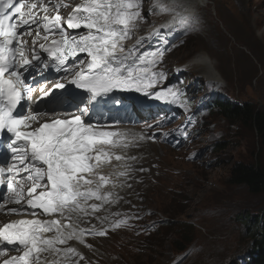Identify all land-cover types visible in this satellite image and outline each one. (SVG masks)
<instances>
[{"label": "snow or ice", "instance_id": "1", "mask_svg": "<svg viewBox=\"0 0 264 264\" xmlns=\"http://www.w3.org/2000/svg\"><path fill=\"white\" fill-rule=\"evenodd\" d=\"M53 4L56 12L48 15ZM67 6L64 0H0V138L7 148L0 160V187L5 190L0 210L25 217L0 227V255L4 245L22 253L3 264H39L46 252L62 253L65 258L79 255L74 248L57 245L74 238L83 242L86 233L103 235V231L64 223L72 221L73 213L87 214V201L103 204L113 196L102 191L109 177L98 170L110 162L107 146H117L110 138L123 133L105 130L103 117L93 115L97 106L109 97L120 104L112 96L118 91L144 93L162 101L176 96L171 88L150 91L165 78V73L153 70L163 53L136 55L137 45L152 34L131 48L123 43L143 19L141 0H82L64 17L59 9ZM33 25L36 33L29 45L23 37L33 34ZM39 40L45 43L37 47ZM49 69L59 78L47 91L41 88L40 100L48 98L42 109L32 99V82ZM68 85L82 94L69 91ZM64 108L75 109L76 114L62 118L57 109ZM48 112L53 115L42 122ZM9 204L16 206L6 209ZM102 204L90 207L95 212ZM39 214L61 219L41 220Z\"/></svg>", "mask_w": 264, "mask_h": 264}, {"label": "rangeland", "instance_id": "2", "mask_svg": "<svg viewBox=\"0 0 264 264\" xmlns=\"http://www.w3.org/2000/svg\"><path fill=\"white\" fill-rule=\"evenodd\" d=\"M195 3L205 28L172 54V63L188 59L206 72L194 60L209 55L225 99L264 108V0ZM217 110L207 118L203 138L186 145V158L166 148L155 151L145 186L116 208L113 223L124 221L113 228L119 232L101 242H110L112 254L94 257L93 264H243L250 238L241 216L253 212L264 219V192L231 184V172L237 163L264 166V144L251 125L229 121ZM201 112L211 113L210 106ZM182 228L193 240L177 252Z\"/></svg>", "mask_w": 264, "mask_h": 264}, {"label": "trees", "instance_id": "3", "mask_svg": "<svg viewBox=\"0 0 264 264\" xmlns=\"http://www.w3.org/2000/svg\"><path fill=\"white\" fill-rule=\"evenodd\" d=\"M221 114L232 122H241L251 125L257 132L264 144V108H258L252 103L232 104L221 103ZM230 183L233 185H244L252 193L264 192V166L260 163H237L233 166ZM247 235L250 238L249 249L247 251L248 261L245 264H264V219H260L257 214L246 213ZM183 227V226H182ZM178 231V241H176V251L187 248L192 237H188L189 230Z\"/></svg>", "mask_w": 264, "mask_h": 264}, {"label": "bare ground", "instance_id": "4", "mask_svg": "<svg viewBox=\"0 0 264 264\" xmlns=\"http://www.w3.org/2000/svg\"><path fill=\"white\" fill-rule=\"evenodd\" d=\"M68 1V0H67ZM67 1H64V3L66 4ZM170 1H174L177 3H180L182 5H184L185 7H193L194 4H196V1L201 2V0H170ZM66 7H61L60 10L65 9ZM195 61V60H194ZM196 63L199 66H203L204 70H206V73L211 74V75H215L216 74V69H215V64L214 61H212V59L209 57V55H204L202 56L200 59L196 60ZM217 75V74H216ZM254 105V104H253ZM110 113H112V109H110L109 111ZM143 118H147V117H143ZM160 140L154 139L153 141H149L147 143V148L149 149V153H151L147 158H142V156H139L138 158H133V155H128V159L127 162L125 163V165L122 167V170H124L127 173V179L128 178H133L134 175L135 176H140V174L136 173V170H142L144 169V176L147 175V171L151 170L148 169V164L153 161L152 157L155 154V151L159 148H165L164 146L160 145L159 142ZM161 143V142H160ZM163 144V143H162ZM145 146V144H142V142H138L137 146L139 149L143 148ZM135 150V147L133 149V151ZM153 152V154H152ZM171 153H175L177 154V158H182V157H187L188 156V152L184 149L180 150V151H170ZM130 154V153H129ZM159 154H155V157H157ZM165 155V154H163ZM162 155V156H163ZM172 155V154H171ZM187 162V161H186ZM155 163L158 166H161L164 162H160V159L155 160ZM168 163V162H167ZM170 164V163H169ZM152 172V170H151ZM103 192L107 193L106 190H103ZM127 196H128V192H118V197H120V202L118 203V206L122 207L123 206V202H125L127 200ZM94 202H91V204H93ZM91 208V207H90ZM78 215H81V213H73V219H78ZM48 219H61V217L59 215H55V216H50ZM46 219V220H48ZM72 219V220H73ZM64 223H73L72 221H68V220H64ZM111 234L105 235V236H98V238L94 235V234H85L84 238L85 241L87 243V246H83L81 244V242L78 240V245L83 249V258L84 259H89L90 255L89 253L92 254H103L106 256L107 254L111 255L112 254V250H111V245L110 242L107 243L106 245H103L101 242L105 239H107ZM47 236H52L54 235V233H46ZM59 245H63V244H58L57 247ZM80 251V250H79ZM22 254L21 252L19 253V255ZM72 264L74 262V257L73 256H68L67 258H65L63 256L62 253H54V252H46V253H42L41 254V261L39 262V264ZM77 264H80V262H78Z\"/></svg>", "mask_w": 264, "mask_h": 264}, {"label": "clouds", "instance_id": "5", "mask_svg": "<svg viewBox=\"0 0 264 264\" xmlns=\"http://www.w3.org/2000/svg\"><path fill=\"white\" fill-rule=\"evenodd\" d=\"M176 63V62H175ZM167 150V149H166ZM169 151V150H168Z\"/></svg>", "mask_w": 264, "mask_h": 264}]
</instances>
